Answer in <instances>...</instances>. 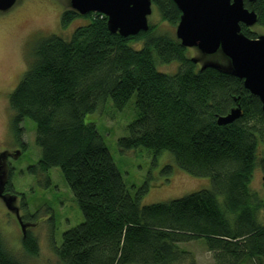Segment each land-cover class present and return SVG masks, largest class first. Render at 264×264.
I'll use <instances>...</instances> for the list:
<instances>
[{
  "label": "trees",
  "instance_id": "obj_1",
  "mask_svg": "<svg viewBox=\"0 0 264 264\" xmlns=\"http://www.w3.org/2000/svg\"><path fill=\"white\" fill-rule=\"evenodd\" d=\"M150 1L161 20L176 27L180 12L172 0ZM244 7L264 27V0ZM75 19L88 22L68 38L50 35L33 43L29 66L8 97L13 138L20 140L24 120L35 124L41 157L28 172L48 178V171L59 169L83 216L53 246L56 264H194L179 247L192 240L216 254L215 264H264V200L250 188L255 167L264 168L259 100L229 73L197 69L175 35L151 24L147 32L122 38L108 32L103 15L64 11L60 28ZM241 33L256 38L243 26ZM173 63V73L157 69ZM132 97L136 118L118 150L142 148L153 160L168 152L180 170L209 178V190L144 206L147 185L129 194L95 125L84 117L108 100L122 111ZM236 106L241 117L218 126L217 117ZM4 193L14 195L9 180ZM21 243L25 256H37L30 230ZM0 264H23L1 235Z\"/></svg>",
  "mask_w": 264,
  "mask_h": 264
},
{
  "label": "rangeland",
  "instance_id": "obj_2",
  "mask_svg": "<svg viewBox=\"0 0 264 264\" xmlns=\"http://www.w3.org/2000/svg\"><path fill=\"white\" fill-rule=\"evenodd\" d=\"M64 11H71L70 0H16L13 7L0 12V184L9 180L13 194L10 207L0 199V235L5 248L23 264H56L53 246H60L62 235L80 225L83 216L75 199L66 185L59 169L53 168L45 175H31L28 169L40 160V149L35 145V124L26 119L21 124V141L18 145L10 129L12 112L8 97L15 89L30 63V48L41 38L56 35L68 38L72 31L88 21L75 19L67 28H60V17ZM93 18H96L93 16ZM101 19V17H98ZM148 23L159 33L173 34L175 26L164 23L154 8ZM248 31L256 37L264 36V27L258 24ZM136 49L141 43H134ZM187 55L198 61L197 69L213 62L225 69L229 68L220 53L210 57L202 56L196 49H189ZM177 64L159 65L158 71L173 73ZM135 98L132 97L122 111L113 108L110 100L103 108L84 117L85 123H93L113 163L120 174L126 190L134 195L144 185L147 191L142 194L141 205L165 203L200 190H209V178H197L180 170L168 152L153 160L152 154L142 148L121 153L118 139L127 135V126L136 118ZM170 167V172L166 168ZM264 168L255 167L250 188L264 200V184L261 180ZM26 204L20 208V202ZM30 230L38 245L36 257H27L22 249L23 229ZM261 222L264 223L262 214ZM189 254L194 264H215V253L209 251L202 240H192L179 245ZM188 264V262H185Z\"/></svg>",
  "mask_w": 264,
  "mask_h": 264
},
{
  "label": "water",
  "instance_id": "obj_3",
  "mask_svg": "<svg viewBox=\"0 0 264 264\" xmlns=\"http://www.w3.org/2000/svg\"><path fill=\"white\" fill-rule=\"evenodd\" d=\"M256 0H172L180 12L175 27V38L184 49H196L202 56L210 57L220 53L229 68L208 62L200 70L213 68L229 73L242 81L243 87L256 97L264 114V36L250 39L241 33L257 25L255 12L244 7ZM16 0H0V12L10 10ZM150 0H70L71 11L78 15L100 14L106 17L109 33L122 38L136 36L149 30L148 18L152 14ZM194 64L198 61L191 58ZM241 117L236 106L217 117L216 124L225 126ZM264 184V173L261 178ZM0 184V199L9 207L13 197H6ZM23 234L25 225L22 224Z\"/></svg>",
  "mask_w": 264,
  "mask_h": 264
},
{
  "label": "flooded vegetation",
  "instance_id": "obj_4",
  "mask_svg": "<svg viewBox=\"0 0 264 264\" xmlns=\"http://www.w3.org/2000/svg\"><path fill=\"white\" fill-rule=\"evenodd\" d=\"M17 143H18V145H20L21 147H24V146H25V144H23V142L21 141V138H20L19 141H17Z\"/></svg>",
  "mask_w": 264,
  "mask_h": 264
}]
</instances>
